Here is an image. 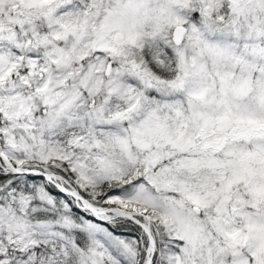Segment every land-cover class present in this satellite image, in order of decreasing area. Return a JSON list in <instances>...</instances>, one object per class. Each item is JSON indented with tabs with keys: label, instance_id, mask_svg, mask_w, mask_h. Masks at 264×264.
Segmentation results:
<instances>
[{
	"label": "snow or ice",
	"instance_id": "1",
	"mask_svg": "<svg viewBox=\"0 0 264 264\" xmlns=\"http://www.w3.org/2000/svg\"><path fill=\"white\" fill-rule=\"evenodd\" d=\"M0 264H264V0H0Z\"/></svg>",
	"mask_w": 264,
	"mask_h": 264
}]
</instances>
